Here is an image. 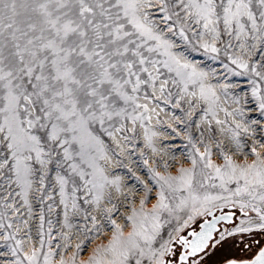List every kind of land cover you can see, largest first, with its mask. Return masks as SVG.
<instances>
[{"label":"snow or ice","instance_id":"6c2138e0","mask_svg":"<svg viewBox=\"0 0 264 264\" xmlns=\"http://www.w3.org/2000/svg\"><path fill=\"white\" fill-rule=\"evenodd\" d=\"M0 264H264V0H0Z\"/></svg>","mask_w":264,"mask_h":264}]
</instances>
